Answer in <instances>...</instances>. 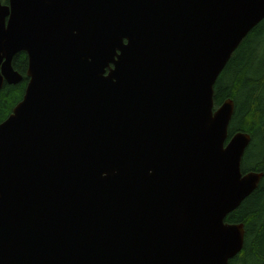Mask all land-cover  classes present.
Segmentation results:
<instances>
[{
    "label": "water",
    "instance_id": "obj_1",
    "mask_svg": "<svg viewBox=\"0 0 264 264\" xmlns=\"http://www.w3.org/2000/svg\"><path fill=\"white\" fill-rule=\"evenodd\" d=\"M264 0H0V264H227L263 171L214 84Z\"/></svg>",
    "mask_w": 264,
    "mask_h": 264
},
{
    "label": "trees",
    "instance_id": "obj_2",
    "mask_svg": "<svg viewBox=\"0 0 264 264\" xmlns=\"http://www.w3.org/2000/svg\"><path fill=\"white\" fill-rule=\"evenodd\" d=\"M12 66L24 76L26 54L17 53ZM26 82L27 78L24 77L16 84L3 83L0 88V122L21 100ZM227 97L234 101L235 108L229 137L236 131L249 133L252 139L249 145L252 156L249 158L253 167L247 170L263 171L257 188L225 218L230 223L243 222L245 227L244 246L227 264H250L249 259L252 260L251 264H264V20L245 36L215 82V105H220ZM258 140L260 148L256 154ZM246 252L250 253L248 260Z\"/></svg>",
    "mask_w": 264,
    "mask_h": 264
},
{
    "label": "rangeland",
    "instance_id": "obj_3",
    "mask_svg": "<svg viewBox=\"0 0 264 264\" xmlns=\"http://www.w3.org/2000/svg\"><path fill=\"white\" fill-rule=\"evenodd\" d=\"M3 1V0H2ZM6 1V0H5ZM4 1V2H5ZM251 141H252V139H251ZM251 141H250V143H249V145L251 144ZM257 143V142H256ZM259 143H260V141L258 140V144L256 145V147H255V149H256V151H255V153L257 154V151H258V148H260V146H259ZM251 147H254L253 145L251 146ZM250 148L248 147V149H247V151H246V153H245V160H246V162L244 163V167H246V169H251L252 167H253V164H252V162L250 161V156H252V154H251V152H250ZM253 151V150H252ZM244 158V157H243ZM241 252V251H240ZM248 254H250V253H245V257H246V259L248 260ZM249 262H250V264H251V262H252V260L251 259H249Z\"/></svg>",
    "mask_w": 264,
    "mask_h": 264
},
{
    "label": "bare ground",
    "instance_id": "obj_4",
    "mask_svg": "<svg viewBox=\"0 0 264 264\" xmlns=\"http://www.w3.org/2000/svg\"><path fill=\"white\" fill-rule=\"evenodd\" d=\"M224 69V68H223Z\"/></svg>",
    "mask_w": 264,
    "mask_h": 264
}]
</instances>
